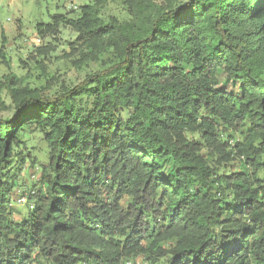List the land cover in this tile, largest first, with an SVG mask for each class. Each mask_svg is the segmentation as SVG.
Instances as JSON below:
<instances>
[{
    "label": "trees",
    "instance_id": "trees-1",
    "mask_svg": "<svg viewBox=\"0 0 264 264\" xmlns=\"http://www.w3.org/2000/svg\"><path fill=\"white\" fill-rule=\"evenodd\" d=\"M124 3L123 21L85 5L35 27L72 29L80 64L110 52L76 86L0 77V264H264V0ZM27 132L45 148L30 189Z\"/></svg>",
    "mask_w": 264,
    "mask_h": 264
},
{
    "label": "rangeland",
    "instance_id": "rangeland-1",
    "mask_svg": "<svg viewBox=\"0 0 264 264\" xmlns=\"http://www.w3.org/2000/svg\"><path fill=\"white\" fill-rule=\"evenodd\" d=\"M161 2L153 0L152 7L145 15L152 12L154 4ZM85 5L96 6L100 18L106 22L112 17L119 21L128 19L127 11L130 8L124 0H0V77L12 75L18 86H28L53 96L76 86L87 75L100 70L102 63L110 58L108 50L100 48L98 60L80 64L79 54L85 51V46L76 42L77 34L72 29L65 26L55 33H44L41 36L35 30L38 24H50L55 14H65L66 19L75 20ZM39 48L47 51L39 54ZM216 78L217 89L238 95V86L226 83L221 69L217 70ZM0 102L6 105L10 103L5 91ZM23 140L25 147L21 148V154L25 160L18 170L17 181L22 188L30 189L35 184L33 179L38 177L36 168L43 164L45 148L38 132H27ZM32 159L36 160L32 162ZM259 176L263 177L264 173ZM26 210L17 203L13 204V218L19 220L26 215Z\"/></svg>",
    "mask_w": 264,
    "mask_h": 264
},
{
    "label": "built area",
    "instance_id": "built-area-1",
    "mask_svg": "<svg viewBox=\"0 0 264 264\" xmlns=\"http://www.w3.org/2000/svg\"><path fill=\"white\" fill-rule=\"evenodd\" d=\"M18 202L20 203V204H24L25 203V199L24 198H21V199H19L18 200ZM124 264H143V262H142V260H140V259H137L136 261H126Z\"/></svg>",
    "mask_w": 264,
    "mask_h": 264
}]
</instances>
